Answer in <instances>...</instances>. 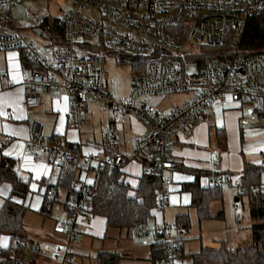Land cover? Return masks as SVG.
Wrapping results in <instances>:
<instances>
[{"label":"built area","instance_id":"built-area-1","mask_svg":"<svg viewBox=\"0 0 264 264\" xmlns=\"http://www.w3.org/2000/svg\"><path fill=\"white\" fill-rule=\"evenodd\" d=\"M18 1L0 0V51L17 50L31 64L23 79L24 106H39L41 93L65 91L70 96L67 127L75 130L85 125L90 103L100 99L106 107L102 140L107 153L102 157L84 156L86 169L104 163L113 169L125 162L116 137L122 114L135 115L145 125L144 133L131 144L132 154L147 160L145 171L160 178L164 170L177 167L170 155V136L180 132L189 137L212 103L253 102L251 116H264V55H244L240 48L247 22L264 9V0H68L67 7L59 8L54 15L64 33L62 44H51L46 32L37 26L48 12L25 5L15 14ZM92 8L97 16L85 14ZM29 17L34 19L33 24L24 23ZM17 20L21 24L17 25ZM36 28L40 33L34 31ZM34 35L43 37L46 44ZM226 40L230 48L222 50L221 55L200 60L203 47H219ZM48 44L52 46L50 53L42 48ZM77 46L85 53L81 55ZM107 52L147 57L143 69L131 72L124 98H114L104 82L103 58ZM188 64H194V69L188 70ZM181 92L188 96L163 112L145 99L148 95ZM5 143L7 139L0 140V155ZM21 152L32 158H48L56 166L78 157L76 143L48 142L42 125L35 120L29 123L28 139ZM213 160L218 164V151H214ZM169 183V179H163L158 188L157 208L169 203ZM216 186L244 188L241 177L230 174L221 175ZM96 192V185L76 188L71 215L57 222V229L69 241L76 239L83 218L91 215L86 205ZM173 232L174 225L164 221L154 222L151 230L147 226L137 228V235L156 242L159 255L154 264H184L182 246L170 240ZM22 245L24 241L15 238L9 247L8 257L14 264L27 261V256L17 253ZM68 245L59 250L73 262L75 254ZM28 249L30 253L36 250L33 246Z\"/></svg>","mask_w":264,"mask_h":264},{"label":"crops","instance_id":"crops-1","mask_svg":"<svg viewBox=\"0 0 264 264\" xmlns=\"http://www.w3.org/2000/svg\"><path fill=\"white\" fill-rule=\"evenodd\" d=\"M30 67L31 64L19 51H0V140L7 139L1 154L13 160L12 165L17 171L18 180L28 184V192L24 199L12 195L13 199L18 202L21 198L26 206L23 217L25 245L22 250V254L27 256L25 264H92V261L96 264L95 257L99 251L117 253L119 258L126 256L140 263L153 264L154 240L137 235L138 227L135 226L131 228L109 227L106 224V218L99 214L83 218V226L76 239L69 242L75 254L73 262H68V256L59 250V248L66 247L69 238L57 229L56 224L71 215V205L74 204L76 188L82 184L96 185L95 168L97 166L95 164L90 169H86L83 165V157L89 155L102 157L107 150L101 136L98 147V151L101 150V152L83 151L80 132L84 126L79 130L67 127L70 99L67 92H44L41 93L39 106L35 108L24 106L23 79L29 74ZM253 105V102L227 101L223 104L214 102L205 109L206 116L198 120L189 137H185L180 132H174L170 136L168 141L170 155L177 167L164 170L161 176L162 181L163 179L170 180V208H168L167 217L164 209L157 211V207L154 208L150 216L153 217V223L156 221L173 223L176 216L186 214L187 207L190 206L191 194L184 189L185 184L198 180L201 186L210 187L216 185L223 174H230L234 178L241 177L246 164H264L262 158L264 116H251L250 109ZM125 116L129 117L128 125L120 121V125L118 124L120 129L117 126V131L124 132V128L127 129L133 142L137 136L144 133L145 125L135 115L122 114L120 117ZM37 119L42 123V133L46 140L54 137L60 139L59 142L67 140L76 143L79 168H76L71 192L62 188H54L60 166H56L48 158H32L21 152L28 139L29 123ZM117 131L116 137L121 143L125 157V162L117 167L120 172L119 179L129 186L128 193L133 196L148 161L133 156L132 150L131 152L128 150L129 143L126 146L124 137L118 136ZM214 151L219 153L218 164H215L213 160ZM260 182L264 185V171L260 175ZM48 184L53 185L50 192L47 189ZM11 191V183L0 180V206L5 198L11 196ZM59 192L64 196L60 198ZM222 198L223 192L220 199ZM215 200L219 199H214L210 203ZM45 201L49 207L45 206ZM241 219L240 217L238 220ZM150 223L149 225L152 224ZM242 240L246 242L247 238ZM11 242L10 236L6 234V236H1L0 246L7 248ZM32 246L36 250L30 253L28 248ZM184 255L186 254L182 246V259Z\"/></svg>","mask_w":264,"mask_h":264},{"label":"trees","instance_id":"trees-1","mask_svg":"<svg viewBox=\"0 0 264 264\" xmlns=\"http://www.w3.org/2000/svg\"><path fill=\"white\" fill-rule=\"evenodd\" d=\"M37 26L46 32V37L51 40V44L64 43V33L56 16L51 14L44 16ZM228 48L230 44L227 40L219 47H203L200 60L207 61L218 57L223 53L222 50L226 51ZM240 48L244 55L254 53L264 55V9L254 14L247 22L241 37ZM114 54L119 63L130 62L132 71L143 69L147 60L146 56H135L122 52H114ZM47 140L53 143L59 142L60 139L51 137ZM76 151L78 152L77 146ZM12 162L13 160L0 155V180H6L12 185L11 196L5 198L0 206V235L8 234L13 242L15 238L25 240L23 217L26 206L21 198L24 199L28 192V184L18 180V174ZM78 166V157L73 162H62L54 188H62L71 192ZM263 171L264 164H246L241 176L244 188L237 194L239 198L242 195L247 196L250 217L252 221L255 220L250 226L251 244L232 250L225 247L201 248L198 252L190 254L192 264H264V186L260 182V175ZM95 172L97 192L87 203V211L91 215H103L109 227L148 226L151 212L159 202L158 188L162 184L161 178L144 171L135 194L131 196L128 193L129 186L119 179L120 172L117 167L110 169L108 164L104 163L102 166H97ZM51 187L53 185H47L49 192ZM183 187L191 194L190 206L196 208L199 220L208 217L210 201L220 199L223 192L222 188L216 185L203 187L198 180L185 184ZM12 195L21 197L20 201L13 199ZM173 225L186 228L188 226L187 215L176 216ZM9 247L0 246V264H14L8 257ZM22 250L23 245L17 248V253H22ZM152 253L154 264V258L159 255L156 242L152 245ZM95 258L96 264H117L119 257L117 253L99 251Z\"/></svg>","mask_w":264,"mask_h":264},{"label":"rangeland","instance_id":"rangeland-1","mask_svg":"<svg viewBox=\"0 0 264 264\" xmlns=\"http://www.w3.org/2000/svg\"><path fill=\"white\" fill-rule=\"evenodd\" d=\"M25 5H29L41 11L48 12L51 15H55L58 13L59 8L64 10L67 7L68 0H19L14 8L15 14L20 13L21 9ZM85 14L97 16L98 12L95 8H92L90 11L85 12ZM24 23L33 24L34 19L32 17L26 18L24 19ZM16 24L19 25L21 22L17 20ZM34 38L38 42L46 44L43 37L34 35ZM77 41H79V39H77ZM42 48L43 50L47 49V53H50L52 46L51 44H48ZM77 49L81 55L85 53L84 50L79 46H77ZM103 66L105 74L104 82L107 85L109 92H111L114 98L126 97L129 91V77L132 72V64L130 62L119 63L114 52H107L103 58ZM194 67V64L187 65L188 70H192ZM190 92L192 91H189L188 93ZM187 96L188 94L186 92H181L148 95L145 97V99L149 105H152L155 109L163 112L169 107L183 101ZM106 119V107L102 100L99 99L97 102L89 104L86 124L80 132V143L83 144V151L101 152V150L98 151V147L99 143L101 142L102 130L106 128ZM37 121L42 125L40 120L37 119ZM120 121H123L125 125H128L127 122H129V117H120ZM118 129H120L119 126ZM124 130V132L119 130L117 133L118 136L124 137L126 146L129 143L128 150L131 152L130 145L132 140L129 137L128 130L125 128ZM122 142L124 143L123 138ZM79 159L81 161V156ZM60 193L61 192H59V197L61 198L64 195L62 193L60 195ZM237 193L238 190L236 187H223V198L215 200L209 204V215L202 220L198 219L197 210L195 207H187L185 213L188 217V226L186 228H182L181 226L174 225V232L170 236V240L176 241L177 244L183 246L184 252L186 254L183 257L184 264H192L190 254L198 252L201 248L208 247L218 249L225 247L232 250L238 247L250 245L252 240L250 234V223L255 222V220L252 221V219H250V208L246 196H241L237 201L234 200L235 197H237ZM168 208H170L169 203L163 207L166 217L169 213ZM163 209L157 208V211H161ZM237 215L242 219L237 220ZM153 221V217H150L148 220L147 227H149L150 230L153 225ZM149 222L152 224L150 223L151 225H149ZM1 236H6V234H2ZM243 238H247L246 242H243ZM68 247L70 251H72L69 245ZM92 264H94V261H92ZM117 264L146 263H140L137 260L130 259L129 257L125 256L119 258Z\"/></svg>","mask_w":264,"mask_h":264},{"label":"water","instance_id":"water-1","mask_svg":"<svg viewBox=\"0 0 264 264\" xmlns=\"http://www.w3.org/2000/svg\"><path fill=\"white\" fill-rule=\"evenodd\" d=\"M34 31H35L36 33H40V29H39V28H36ZM234 200L237 201V200H238V197H235Z\"/></svg>","mask_w":264,"mask_h":264}]
</instances>
